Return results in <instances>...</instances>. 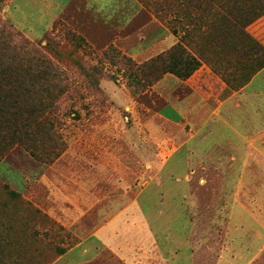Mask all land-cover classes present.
I'll list each match as a JSON object with an SVG mask.
<instances>
[{"label":"rangeland","instance_id":"rangeland-1","mask_svg":"<svg viewBox=\"0 0 264 264\" xmlns=\"http://www.w3.org/2000/svg\"><path fill=\"white\" fill-rule=\"evenodd\" d=\"M10 1L0 0V44L6 42V50L16 57H44L56 65L57 71L45 69L55 80L48 77L42 88L56 95L47 117L59 146L36 156L18 142L0 158V264H127L99 245L95 232L147 185L140 204L157 233V244L163 249L175 237L179 239L188 229L187 215L181 213L182 206L187 212L188 203L182 200L184 183L176 178H183L181 166L188 150H178L166 163L186 138L184 124L170 123L162 116L167 98L164 87L157 88L170 72L149 86L146 77L141 82L130 77L121 56L142 63L179 43L198 59L207 60L206 55L214 54L212 45L238 41L243 31L264 46L253 33L264 15V0H124L121 17L132 21L120 36L130 35V45L149 48L160 36L164 38L166 28L177 36L170 47L161 43L139 56L126 45L90 33L88 22L104 20L80 11L82 0H74L44 38H22L11 27V16L20 24V6L27 0H15L11 15ZM41 11L28 21L43 23ZM111 45L119 55H109ZM229 55L235 56L228 53L227 59ZM24 63L33 68L42 65L27 59ZM239 69L230 70L229 82L222 77L236 90L244 86L236 81ZM58 72L64 73L65 82L56 78ZM175 76L180 94L183 84L177 83L184 79ZM263 111L264 101L260 110L249 105L243 115L246 120L229 126L215 122V137L190 142L192 160L213 161L216 167L195 171L193 177L203 181L194 185L188 206L194 242L202 243L205 249L199 251L211 261L233 239L232 233L244 247L264 245ZM166 115L175 117L172 109ZM221 132L226 136L220 137ZM157 177L161 179L156 181ZM239 202L247 209L242 216Z\"/></svg>","mask_w":264,"mask_h":264},{"label":"crops","instance_id":"crops-1","mask_svg":"<svg viewBox=\"0 0 264 264\" xmlns=\"http://www.w3.org/2000/svg\"><path fill=\"white\" fill-rule=\"evenodd\" d=\"M14 1L15 0L10 1V15ZM73 1L74 0H33L34 4L32 5L29 3V0H27L25 3H21L20 6V24H18V20L13 16V13L11 16L12 21L30 38L42 39L48 32L54 29L57 20ZM82 1L84 10L79 9L80 11H84L85 14L91 15L92 18L94 15V17H100L104 20L102 23L98 22V20L88 22L86 26H88L89 32L95 35L97 39L103 41L105 39L111 40L114 44L126 45V49H128L132 55L139 56L149 49L152 51L156 49V47L161 46V43H163L166 48L175 43L177 36L166 28L164 38L160 36L154 45L149 48L140 49L135 44L130 45L133 40L130 35L128 37L120 36L122 34L120 32L124 30L123 28L132 21L130 18L124 19V17H121V6L124 0ZM39 10H42L40 17H42L41 21L44 20V22L34 24L28 21V19H34L36 17L35 12H37V16H39ZM45 12L48 13L45 14ZM43 16H45L44 19ZM109 26H114V28L110 29ZM253 33L264 45V15L261 17L260 23ZM110 34H113L111 39ZM116 34L119 35L117 38L115 37ZM107 35H109V38ZM212 48L214 54L212 56L207 55V57L219 68L224 69L227 63L229 66V61H225V64L221 63L223 57L217 54L221 47L212 45ZM229 57L236 62V56ZM199 59L201 60V66L196 72L187 80L178 81L177 84L179 86L183 84L180 94L176 93V88L178 87L175 88L173 82V77L176 78V76L172 73H169L157 86V88L164 87L166 93L167 100L162 110L164 119L173 124H184L182 136L186 139L181 142L179 147H174L166 163L177 154L178 150L182 151L187 148V157L183 160L185 166H181L183 161L180 163L181 168H184L182 172L183 178L177 176L176 180L184 183L183 191L185 193L181 195L183 198L182 200L186 201L188 204L187 212L182 206L181 213L187 215L183 216L187 219L188 229L179 239L175 237L171 241L172 243H166L165 248L161 249L157 244V233L150 224L148 225V215L140 204V197L148 185L143 187L131 203L113 213L95 232L97 236L96 240H98L97 242L99 245L101 244L104 248L120 256L127 264H264V245H260L254 249L251 247V244L244 247L242 243L237 244L234 233H232L234 236L233 239L221 250L222 252L219 251L217 258L213 261L206 259L205 255L200 253L199 250H204L205 247L202 246L201 242L195 244L193 239L195 227L188 206L193 196L194 185L203 181V179H195L193 174L196 170L206 166L208 169L216 167L213 161L205 163L203 161L192 160V148H189L191 146L190 142L194 141V138H198L199 141H201L204 137H215L217 131H215V129L212 130V124L215 122L226 123V126H229L230 123L236 122L237 120H246L247 118L243 115H247L248 106L254 104L258 107V110H260L264 101V66L258 70L244 86L236 90L231 88L229 84L223 80L220 72L214 68L216 66L208 63L207 60H203L202 58ZM236 67L237 65L233 66L234 69H236ZM185 86L187 89H185ZM185 90H187L186 93H184ZM169 109H172L175 117L166 115ZM239 117L240 119H238ZM219 136L224 137L226 135L221 132ZM214 143V141L210 142L211 150H213ZM174 169L180 170V167L174 166ZM158 179L161 178L157 177L155 180L157 181ZM237 204L241 212L239 215L242 216V211L246 213L247 209L241 202ZM108 210H110V208ZM167 230L168 229H165V231ZM249 249L250 252L245 254L244 251ZM97 254L98 252H95L93 257Z\"/></svg>","mask_w":264,"mask_h":264},{"label":"trees","instance_id":"trees-1","mask_svg":"<svg viewBox=\"0 0 264 264\" xmlns=\"http://www.w3.org/2000/svg\"><path fill=\"white\" fill-rule=\"evenodd\" d=\"M11 27L16 35L22 38L28 37L13 21ZM237 39L238 41L228 40L224 42L228 44H224L217 53L223 57L221 63L225 64V61H229V66L227 63L224 69L219 68L207 55L205 58L216 66L214 68L228 82L230 70H235L234 65L240 66V79L237 80L236 78V81L241 87L264 66V46L259 45L245 31ZM6 47H8L6 42L0 44V158L18 142L25 145L36 156L41 155L42 150H55L59 146L55 139L58 136L54 135V128L48 120L47 112L53 107L56 95L53 96L54 91L50 90V92L42 87L48 81V77L51 82L55 80L54 75L51 72H46L45 69L57 71L56 65L44 57L29 56L25 58L23 56L25 59L16 57L17 55L12 52L9 53ZM107 52L110 56L112 54L116 56L120 53L115 45H111ZM228 53L235 54L236 62L230 57L227 59ZM121 57L130 68V77L133 80L136 78L138 82L146 77L149 79V86L158 82L168 72L185 80L201 66V60L179 43L170 50L163 51L142 63H137L132 57L125 54ZM26 59L28 62L39 61L42 65L40 68H33L24 63ZM63 76L65 77L63 72L56 74V78L65 82ZM130 86H134L133 81ZM141 90L145 91L144 88ZM132 92L139 94L136 88H132Z\"/></svg>","mask_w":264,"mask_h":264}]
</instances>
